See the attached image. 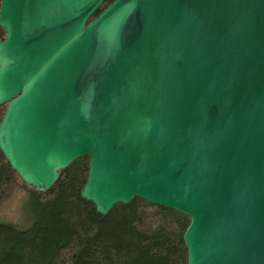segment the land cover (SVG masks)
Returning <instances> with one entry per match:
<instances>
[{
	"label": "water",
	"instance_id": "1",
	"mask_svg": "<svg viewBox=\"0 0 264 264\" xmlns=\"http://www.w3.org/2000/svg\"><path fill=\"white\" fill-rule=\"evenodd\" d=\"M0 0V153L105 216L186 214L188 264H264V0Z\"/></svg>",
	"mask_w": 264,
	"mask_h": 264
},
{
	"label": "trees",
	"instance_id": "2",
	"mask_svg": "<svg viewBox=\"0 0 264 264\" xmlns=\"http://www.w3.org/2000/svg\"><path fill=\"white\" fill-rule=\"evenodd\" d=\"M88 161L79 157L50 189L38 191L21 183L0 153V206L15 190H25L21 210L27 219L26 225L0 220V264H62L63 258L65 264H188L183 233L190 218L139 197L98 215L79 195Z\"/></svg>",
	"mask_w": 264,
	"mask_h": 264
},
{
	"label": "rangeland",
	"instance_id": "3",
	"mask_svg": "<svg viewBox=\"0 0 264 264\" xmlns=\"http://www.w3.org/2000/svg\"><path fill=\"white\" fill-rule=\"evenodd\" d=\"M25 190H15L0 206V220L11 221L18 225H26L27 219L21 210V205L25 197ZM62 264L66 263L65 258L61 260Z\"/></svg>",
	"mask_w": 264,
	"mask_h": 264
}]
</instances>
